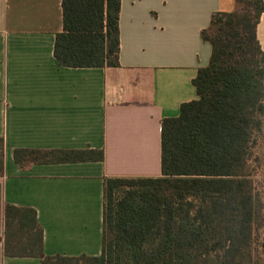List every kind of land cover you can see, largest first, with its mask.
I'll return each instance as SVG.
<instances>
[{"label": "trees", "instance_id": "1", "mask_svg": "<svg viewBox=\"0 0 264 264\" xmlns=\"http://www.w3.org/2000/svg\"><path fill=\"white\" fill-rule=\"evenodd\" d=\"M214 11L200 37L208 63L196 98L160 121L159 176L104 177L101 252L46 255L36 211L5 204L2 253L41 264H264V50L256 28L264 0ZM120 0H62L53 56L64 67L119 66ZM3 140L0 137V174ZM14 160H102L101 149L18 148ZM255 163V164H254Z\"/></svg>", "mask_w": 264, "mask_h": 264}, {"label": "crops", "instance_id": "2", "mask_svg": "<svg viewBox=\"0 0 264 264\" xmlns=\"http://www.w3.org/2000/svg\"><path fill=\"white\" fill-rule=\"evenodd\" d=\"M62 0H0V238L5 204L36 211L46 255L101 252L104 177L159 176L160 121L196 98L200 37L234 0H120L119 66L64 67L53 56ZM264 50V11L256 28ZM101 149L102 160H14L15 149ZM0 264H41L8 257Z\"/></svg>", "mask_w": 264, "mask_h": 264}, {"label": "rangeland", "instance_id": "3", "mask_svg": "<svg viewBox=\"0 0 264 264\" xmlns=\"http://www.w3.org/2000/svg\"><path fill=\"white\" fill-rule=\"evenodd\" d=\"M258 157V163H260V167L257 168L258 177L264 176V143L259 146L256 151ZM255 164V163H254Z\"/></svg>", "mask_w": 264, "mask_h": 264}]
</instances>
